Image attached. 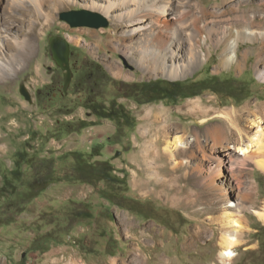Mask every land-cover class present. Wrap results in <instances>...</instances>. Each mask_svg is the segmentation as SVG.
<instances>
[{"label": "rangeland", "instance_id": "1", "mask_svg": "<svg viewBox=\"0 0 264 264\" xmlns=\"http://www.w3.org/2000/svg\"><path fill=\"white\" fill-rule=\"evenodd\" d=\"M42 1L40 14L32 5L21 7L14 0H0V45L4 48L0 56L15 55L19 61L12 64V71L0 76V186L5 176L12 177L17 152L26 153V161L19 166L22 179L14 182L17 189L0 194V264H133L134 256L141 257V264H219L222 231L213 220L218 213L212 210L221 206L218 190L208 189L210 194L202 195L199 185L203 174L189 172L201 156L198 148L194 145L195 156L176 151L173 159H168L165 144L159 143L162 136L150 129L148 136L157 137L154 149L159 145L166 154L160 161L166 164L161 173L159 159L149 155V163L143 160L147 136L142 130L146 108L168 109L173 140L178 135L190 138L194 123L205 126L216 120L196 122L194 115L186 113L185 106L191 100L202 97L207 103L213 97L209 104L220 109L264 102V0H170L175 27L183 25L184 49L187 38L197 31L196 20L208 25L199 40L206 61L177 78L154 73L152 64L147 66L140 60L139 49L144 44L153 46L154 33L146 27L152 23L151 17L131 24L130 12H125L119 0H111L116 10L109 16L91 6L98 0ZM243 11L247 16L257 15L256 37L238 35ZM72 12L102 15L109 24L72 26L61 18L63 13ZM22 13H28L27 17ZM115 13L124 15L118 19ZM139 25L145 26L143 30H136ZM230 31L229 42L235 46L237 59L219 69L224 36ZM54 36L70 43L73 76L67 87L66 70L52 56L50 38ZM15 38L28 44L26 50H18ZM259 47H263V57L258 56ZM239 61L244 65L242 70L237 67ZM97 71L102 72L101 77ZM152 80H160L166 90L169 82L181 81L184 90L177 86L181 90L177 101H149L160 96L145 98L142 94L143 82ZM22 84L32 100L21 93ZM113 99L129 112L133 127L100 118L87 107L92 103L108 107ZM81 120L95 124L64 134L68 122L78 125ZM255 133L256 129L250 135ZM262 144L256 159L264 158V139ZM234 148L233 169L240 170L234 184L240 183L251 197L246 202L244 243L234 248L233 264H264V221L254 211H264V171L255 160L241 165L243 155ZM75 151L95 164L110 160L118 181L76 179ZM214 151L208 147L210 154ZM175 161L183 167L174 172L170 168ZM202 168L206 173L216 169L208 161ZM222 171L231 175L227 168ZM185 172H189L187 177ZM42 174L58 181L32 192L33 179ZM166 174L177 175L179 186H190L195 200L188 207L181 205V199L176 204L169 200L176 190L160 183Z\"/></svg>", "mask_w": 264, "mask_h": 264}, {"label": "bare ground", "instance_id": "2", "mask_svg": "<svg viewBox=\"0 0 264 264\" xmlns=\"http://www.w3.org/2000/svg\"><path fill=\"white\" fill-rule=\"evenodd\" d=\"M119 1V5L123 6V9L125 8V12H130L131 18L129 21L131 24H137L138 22L141 24V22L146 21L148 17H151L152 19V23L147 24L146 27L154 33L153 46H149L151 43L144 44L143 49H139V57L141 62L145 63L147 66L148 63L152 64V67L150 68H152L154 73L160 72L168 78L182 77L186 76L189 72H193L206 61L207 55L199 46V40L203 37L202 33L204 30L208 28L207 23L200 24V22L196 20L194 28L197 31L194 32L191 38H187L189 42L186 50L182 44L185 38L184 32L180 29L183 25L179 28L178 26L175 27L176 22L174 15L170 16V0ZM14 2L21 7L32 5L35 11L40 14L43 13L44 3L42 0H14ZM113 3L114 1L111 0H98L94 1L91 6L100 9L109 16L112 14L113 9L116 10L115 4ZM130 4H134L135 7H129ZM22 15L27 17L28 13H22ZM116 15H119L118 19H122V15L124 14ZM256 17V14L247 16V12L243 11V16L242 18L240 17V25L237 26L238 35H245L246 38L256 37V35L253 34V32H255L254 28L257 25ZM144 27V25H139L136 27V30H143ZM261 27H264V25ZM241 28H243V30H241ZM232 33L233 32L230 31L226 36H224L225 39L223 38L224 47L221 55L222 58L217 65L219 69L228 67L237 59L235 46H232L229 42V36L232 35ZM14 42L16 43L18 50H23L28 45L19 38H15ZM30 48H32V46ZM1 49L4 48L0 45V50ZM261 51L262 48L259 47L257 50L259 57H263ZM2 53L3 52L1 50V54ZM15 62H19L17 60V56L15 55L12 57L11 55L10 57H4V55L0 56V76H2L8 69L11 70L12 64ZM237 67L242 70L244 65H242L239 61L237 63ZM259 75L262 76L263 74L259 73ZM212 100L213 97H211L209 102L206 103L205 101L207 100L204 101V98L201 97L191 100L186 104V113L194 115L198 119L196 122L198 121L204 123L209 119L216 118V120L206 124L205 126L194 123L191 131L189 132L191 134L190 138L178 135L171 140L172 138L170 139V134L172 132L171 125L173 122L170 114L168 113V109L165 107H154L153 109L146 108L147 117L146 124L144 125V129L146 131H142L144 132V137L147 136V140L145 142L146 152L143 160L149 163L146 158L150 155L151 157L159 159L157 162L159 163L158 166L161 169V173L162 169L166 168V164L160 162L164 157H166V154L161 152L159 145H157L158 148L156 150L153 147V143L157 144V137L154 135H151L150 137L148 136L150 129L153 128L156 129L159 136H162V139H160L162 142L159 143L165 144L168 159H173L176 151L180 154L190 153L191 156H195L196 149H194V145L198 148L201 156L200 158H197V164L195 163V166L191 167L192 169L189 172L193 171L203 174L202 182L199 185L202 195H209L210 193L208 192V189L218 190L217 198L221 206L219 208H212L214 213H218L213 216V220L220 224L222 231L221 251L220 255H218V261L219 264H233V257L236 254L234 248L244 241V234L246 228H248L245 210L249 207L246 205V202L251 197L249 192L246 193L242 191L240 183L238 186L234 184V179L237 178L240 170H237L238 168H235V170L233 169L236 164V159L234 157L235 154H233V151L235 150V146L237 149L236 151L243 155L240 159L241 165H244L246 161L255 160L256 165L264 171V158H254L255 155L258 154L259 148L263 147L264 102L256 104L247 103L245 106L240 108L233 107L220 109L214 104H209ZM178 128L181 127H177L175 129L178 130ZM254 129H256V133L250 135L251 131ZM181 130L185 133L188 132L186 128H181ZM202 137H205V140H203ZM148 140L153 142L150 144ZM209 146H212L215 150L211 154L208 152ZM206 161L215 165V172H205L202 166H204V162ZM180 167H183L182 162L175 161V164L170 169L175 172ZM224 168H227L231 175H224V171H222ZM149 169L152 168L149 166ZM165 171L167 172L168 170ZM189 172H185L184 177H187ZM167 174L162 177L160 183H162V186L171 185V187L176 190V193H174L175 196L170 197L169 200H171L172 204H176L179 199H181L183 200L181 205L188 207L192 200H195L191 195L192 192L190 193V186H179L177 184L179 181L176 177L177 175L174 176L173 173V176H168ZM170 178H173V180H170ZM197 181L199 180L197 179ZM178 193H182V196ZM254 211L264 221V211L258 209H254ZM200 232L201 231H196V233ZM196 233L195 235H198ZM132 261L133 264H141L142 262L141 257L139 256H134V260Z\"/></svg>", "mask_w": 264, "mask_h": 264}, {"label": "trees", "instance_id": "3", "mask_svg": "<svg viewBox=\"0 0 264 264\" xmlns=\"http://www.w3.org/2000/svg\"><path fill=\"white\" fill-rule=\"evenodd\" d=\"M99 74V77H101L102 72L97 71ZM160 80L155 81H145L142 84L141 90L142 94L145 98H148L152 95H160L157 98L150 99L149 101H154L159 99L168 98L172 101H177L179 98V94L181 93V90L177 89V86H180L182 90H184V84L181 81H171L169 90H166V86H163L159 82ZM162 86V87H161ZM152 94V95H151ZM197 92H195L193 95H196ZM133 96V95H131ZM90 108L93 113L100 117V118H110V119H116L118 123L121 125H127L128 127H133V124L130 122L131 115L129 112L125 111L124 107L116 101V99H113L108 107L104 106V104H89L87 106ZM95 124V122L92 121H85L81 120L79 124H72L68 122L66 124L65 132L64 134L71 133V132H80L85 127L91 126ZM62 136V135H61ZM74 155V170L76 173L75 178L83 181V182H89L90 180L97 178L98 180H105V181H111V182H117L118 178L116 175L112 174L114 171V165L111 163L110 160H102L98 163H93L86 159L85 155L82 152H74L72 153ZM96 153L95 155H97ZM93 155V156H95ZM17 160H16V168L11 170L12 177L5 176L4 177V183L2 186H0V194H11L12 191H15L17 189L15 181H19L22 179L21 170L19 169V166L23 162L26 161V153L24 152H17L16 154ZM58 181L57 178L51 177L50 175H44L42 174L39 177H36L33 179L31 183V189L32 192L38 193L40 189L47 188L52 182ZM8 190V191H7ZM90 216V214H88ZM26 258L24 257L23 260Z\"/></svg>", "mask_w": 264, "mask_h": 264}, {"label": "water", "instance_id": "4", "mask_svg": "<svg viewBox=\"0 0 264 264\" xmlns=\"http://www.w3.org/2000/svg\"><path fill=\"white\" fill-rule=\"evenodd\" d=\"M61 18L67 20L72 26L89 25L93 27H100L107 26L109 24L108 20L102 15L86 14L85 12L63 13ZM50 46L52 56L57 63L66 70L65 85L67 87L73 76L70 66V43L61 36H54L50 38ZM20 91L28 100H32L31 94L24 84L21 85Z\"/></svg>", "mask_w": 264, "mask_h": 264}, {"label": "crops", "instance_id": "5", "mask_svg": "<svg viewBox=\"0 0 264 264\" xmlns=\"http://www.w3.org/2000/svg\"><path fill=\"white\" fill-rule=\"evenodd\" d=\"M260 39L262 38L261 36L259 37ZM259 38H258V40H259ZM262 49H263V47H261Z\"/></svg>", "mask_w": 264, "mask_h": 264}]
</instances>
